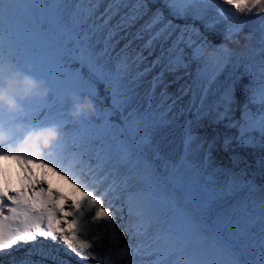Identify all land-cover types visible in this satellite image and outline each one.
<instances>
[{"label": "snow or ice", "instance_id": "obj_1", "mask_svg": "<svg viewBox=\"0 0 264 264\" xmlns=\"http://www.w3.org/2000/svg\"><path fill=\"white\" fill-rule=\"evenodd\" d=\"M104 0H36L39 9L50 10L48 15L42 11H34L31 0H2L0 2V14H3L6 27L3 29L4 47L0 49V64L9 62L22 71L32 75L35 65L32 62L22 63L21 53H30L35 56L41 51L35 44L30 47H20L17 40L18 26L23 24L29 32H36L42 36H51L54 46L51 51L44 55V59L50 61L55 69V80L59 84L73 80L79 76V81L85 85V91L92 95L90 86L95 84L99 87L104 84L112 91L113 101L110 111L113 115L127 108L131 102L133 89L130 85L122 84L124 70L117 64L114 70H105V66L99 63L101 53H95L91 49V40L96 30H84L88 22L87 17L81 14L84 11L81 5L84 3L99 5ZM152 0H109V7L99 18L103 21L100 28L108 27V39L119 31H127L148 11V4ZM163 4L176 18H187L189 15L195 19L204 20L208 15L216 13L219 18L229 21V31L239 33L242 30L241 17L256 16L260 20L261 52L260 59L255 63V72H258V82L254 79L253 65L242 64L244 73L249 77V85L245 92L246 101L242 106L239 119L234 117L233 104L234 91L229 94L225 91L219 100L209 102V97L214 96V86L219 73L213 71L210 74H196L191 77L190 83L183 86L179 91L182 96L190 95L188 111L197 120L215 113L214 122L227 121L226 128H235L238 135L235 137L225 136L223 141L224 150L227 151L232 141L242 148L259 149L260 155L256 160L257 172L249 175L247 169L250 165L244 161L245 168L239 173L230 172L224 182L217 181L207 170H203L205 176L202 184V196L195 205L202 220H210L203 228L197 225L192 218L183 210L180 212L181 219L174 221L169 227L150 234L151 223L144 225L142 210L128 209V218L134 223V228L126 229L135 231L129 245H125L116 252L120 258L119 264H123L127 258V264H134L137 257L151 255L155 259L152 264H264V183H257V178L264 181V0H156ZM218 6L213 8L212 4ZM134 4L120 15L115 25H111L113 17L121 11V6ZM223 5L226 7H222ZM214 23L205 24L207 30L214 28ZM178 33L171 40V47L165 49L164 43H168L173 33ZM198 29L191 25H174L165 14L163 8H156L149 19L134 34V39L144 40L136 59L141 62L147 58L143 56L144 50H150L153 54L158 41L161 43L160 55L152 61L151 66L145 69V74L164 62L167 63L160 73L153 77L151 92L162 83L163 72L187 71L190 58L198 62L201 55L200 37ZM132 41H129V45ZM127 47V46H126ZM184 48L190 50V55L185 56ZM230 49V48H229ZM223 52L222 49H220ZM230 49L224 53V67L232 63ZM95 56V59H93ZM81 65L80 69H74L73 65ZM88 68V73L82 71ZM189 75H191L189 73ZM33 76V75H32ZM36 78V77H35ZM43 80L48 88V95L44 98H29L20 101L22 109L18 113H5L0 108V161L14 162L15 172L9 163H0V256H12L13 251L37 242L38 237L44 241L51 240L53 244L58 242L70 250L80 264L88 260H95L96 264H117L111 255L101 257L96 252L97 247L104 239L110 243L119 244L116 230L109 234L108 230L96 232L89 238V221L86 213L91 215V223L99 224L107 222L108 229H114L117 219L116 213L122 209L105 205L106 193L90 188L89 182L97 180L95 171L89 168L85 171L80 167L81 158L95 146L99 154L105 144V138L101 135H88L91 129L119 127L120 135L115 137L121 145L119 162L131 164L133 151L143 153L145 148L151 149L157 159L159 151L153 147L152 138L156 131L167 124V113L159 115L142 114L136 109L124 116L122 125L112 123V115L107 119L99 113L102 109H96L91 117L78 114H70L71 103L69 94L79 93V87L73 90H60L54 92L49 86L48 79L44 76L36 78ZM108 83H105V82ZM258 83V87H253ZM162 96H168L166 88L162 90ZM35 101L28 104L26 101ZM99 101L97 100V104ZM257 105L255 111L250 110L249 105ZM175 105L173 100L171 107ZM39 107L40 111H36ZM105 107H108L105 105ZM223 109L222 111L220 109ZM151 104L149 103V110ZM55 110V115H53ZM45 117L50 121L46 124L41 120ZM192 121H186L183 136L184 154L175 163L171 164L173 174H179L184 169H190L192 162L188 160V154L194 140L198 139L192 133ZM55 124L60 129L57 140L49 143L45 148L42 144L25 140L26 129H38ZM72 135V144L68 137ZM127 134V135H125ZM120 136L124 139L120 140ZM203 144L200 145L203 148ZM211 145L208 147L210 159ZM234 164L241 161V157L233 154ZM107 160H105V164ZM168 166H166V171ZM49 173L59 179L57 187H53L49 180ZM125 177V190L134 193L135 185L128 186L127 181L137 180V175L132 167L128 168ZM111 175V172L106 174ZM64 181V184H60ZM115 181L109 185L112 188ZM64 190H61V189ZM133 199L129 196V200ZM226 202L227 207L222 212L212 215L213 206H221L220 202ZM122 219V217H121ZM120 227H124L123 224ZM42 243V242H41ZM29 251V255H31ZM52 259L54 264H69L59 258L54 251H49L44 257ZM0 264L3 261L0 260Z\"/></svg>", "mask_w": 264, "mask_h": 264}, {"label": "rangeland", "instance_id": "obj_2", "mask_svg": "<svg viewBox=\"0 0 264 264\" xmlns=\"http://www.w3.org/2000/svg\"><path fill=\"white\" fill-rule=\"evenodd\" d=\"M153 2L154 1H152L151 3ZM131 5V7H135L134 4ZM160 5L162 4H157L156 6L161 7ZM30 6L34 11H42L45 15H48V13L50 12V10L47 9H39L36 6V0H31ZM108 7L109 0H105L99 5L88 3L82 4L81 8L84 11L81 15L88 18V22L87 24H85L84 30L92 32L93 28H90L89 26L91 25L95 27L96 30L94 31L91 40L92 51L95 53H101L104 52L105 49H107L106 53L100 57L99 63L105 66L106 71L114 70L115 66L119 64L121 69L124 70V80L121 83L130 85L133 91L131 93V102L128 104L127 108H124L122 110V114L121 112H116L113 115V113L110 111L111 105L113 103L111 99L112 91L109 88L105 87L104 84H101L99 87L93 84L90 86V90L92 92V95L96 97V100H94L96 109H102L99 114L105 119H107L109 115H112V123L118 126L122 125L124 116H127L128 112L132 109H136L142 114H147L149 118L152 117V114L159 115L160 113L166 112L167 116L165 117V119L169 121L158 131H156L152 138L153 147L159 151L160 158L157 159L155 157V153L149 148H145L143 153H138L136 150H134L131 157V164H123L119 162V158L121 155V145L119 141L115 139V137L120 135L119 127H105L99 130L90 128V131L88 133V135L90 136H103L105 138V144L103 150L99 154L96 153L95 146H93V149L91 151L83 155V157L81 158L80 167H82L85 171H87L89 168L95 171L97 180L94 182H89L90 188L106 193V195L104 196L105 205L122 209V212L116 213L117 222L124 225V227H121L123 230V235L118 236L119 244L117 245V247L120 248L122 246L124 247L125 245H129L133 237L136 235L135 231H129L127 233L125 231L126 229L134 228L135 226L134 223L131 222L128 218L129 206L133 208L134 214L135 210L137 209L143 211V223L145 226H147L149 222L151 223L150 234L152 235H154L158 229L160 231H164L169 227L171 223H173L174 221H179L181 219V210L186 212L197 225L203 228L206 223L211 222L210 220H202L200 213L195 208V205L199 202L198 198L202 196V184L205 180L203 170L206 169L209 175H213V177L221 183L228 178V173H239L241 170L237 167L239 163L234 164L235 167H231L229 166V164H225L222 162L221 157H224L226 160L228 157L226 156V154H220L218 156V153H220L218 152L220 143L212 139L213 135L210 130V125L197 123V120L193 118L194 115L188 111L191 94L179 97L176 94L178 92H175L173 89H171L173 86L169 84L163 85V83H160L159 86L155 88L154 93L151 92L153 77H155L156 75H152L148 72L145 74V69L149 68L150 66L144 67L145 63L136 59L137 54L140 52V50H138L137 52V45H135L134 50H130L128 46L126 47V45L122 46V44L124 43L127 44L126 38L129 36V33H133V31H130L129 29L127 31H119L116 35L112 36L111 39H108L107 37L110 29L108 27L100 28V25H102L103 21L99 18L104 13V10ZM128 9L129 5L125 6V9L120 12L121 15ZM119 18L120 17L117 18L116 16L113 17L110 24L115 25ZM172 18L173 17L169 19ZM147 19H149L148 16L144 15L137 22L145 23ZM173 23L177 25L176 22ZM185 25L186 22H183L182 26ZM5 27V23L0 26V49L4 47L3 29ZM201 39V37L198 38V40ZM135 40L136 39H134L133 37L129 41H132L131 44H134ZM16 42L22 48H27L32 44H35L37 48L41 50L37 52L35 56L31 55L30 53H21V62H32L35 67L31 74L36 78H39L41 76L46 77L48 79L49 86L53 89L54 92L60 90H73L76 87H79L80 92H86L85 85L79 81V76H75L73 77V80L65 81L63 84H59L55 80V69L53 64L43 58L44 55L49 53L51 51V48L54 46V40L51 36H42L34 31L29 32L28 29L23 24H21L17 29ZM222 44L223 43H221L220 45ZM202 47H206V43L203 42L201 48ZM160 49L161 47L157 48L158 51H160ZM218 51L220 50L218 49ZM93 59H95V56H93ZM73 68L80 69L81 65L74 64ZM142 68H144V71L142 70ZM82 71L87 74L88 68L83 67ZM157 71L158 73H160L162 71V68H159V70ZM151 72L156 73L155 69H152ZM243 73L241 74L242 76ZM202 74H208V69L206 68L205 73ZM246 78H248V76ZM162 79L163 82H167L164 74ZM222 79H224L223 76L218 75V79L215 84L216 86H214L215 95L210 96V98L213 99V97L220 95V87L222 85L219 80ZM105 83L108 82L106 81ZM236 87L237 85L232 86L231 90L232 92L234 91L235 95H238L236 93ZM253 87L257 86L253 85ZM165 88L167 90L168 96H162L161 94L162 90ZM97 100L99 101L98 104ZM173 100H175V105L171 107V110L169 111L168 109L172 105ZM26 103L34 104L35 101L30 100L26 101ZM149 103L151 104L150 110ZM105 105H107L108 107H105ZM36 111H40L39 107L36 108ZM53 115H55V110H53ZM234 116H237L236 111H234ZM41 120L46 124L50 123V121L45 117H41ZM189 120L192 121V133L195 136H198V139L193 141L190 152L188 154V160L192 162V167L190 169L182 170L179 174H173L170 166L171 164L179 160L180 157L184 154L185 149L183 136L186 127V121ZM199 122L201 123L202 120H199ZM123 139L124 137L120 136V140ZM68 140L69 144L71 145L73 142L71 130ZM172 140L177 141V143L173 146L171 151L170 149H167V146ZM201 144L204 145L203 148L200 147ZM209 145H211L210 159L205 160V157L208 155ZM245 155V157L239 156L242 158L240 163H242L245 158L247 160L249 154ZM105 160H107L106 164ZM0 163L11 164L12 171L13 173L15 172L14 162L0 161ZM166 166H168L167 171ZM129 167H132L135 170V174L137 175V180L129 179L127 181L129 187L135 185L136 191L134 193H130L125 190V177L129 175ZM108 172H111V175L106 176ZM113 181H115V184L112 188H109V185L112 184ZM257 183L260 184V181L258 179ZM129 196H132L133 199L129 200ZM220 204L222 205V207L217 205L213 206V216H215V214L218 212H222L224 208L227 207L226 202L221 201ZM90 214L91 213H86V219L89 221V238L92 234L100 231L99 229H97V227H100L102 229V225H106V222H100L99 225L92 224ZM108 240L109 239L102 240L100 242L102 246L97 247L95 249L96 252L100 254L102 253V251L105 252L106 248H108L109 246H107L106 243L110 244V241L108 242ZM48 242H50V240H48ZM57 244L56 245L59 248L63 247V245L59 242ZM30 249L31 251H33L29 245L23 247V253L19 258L11 259L10 261H6L5 263L29 264V261L31 260L29 259ZM44 251H47V247L41 248V252ZM53 251L55 252L56 250ZM68 251L70 252V250ZM117 251H119V249H112L110 251V255L113 261L117 260L116 262L117 264H119L120 258L116 256ZM40 254L43 253L38 254L35 251L33 256L35 258H40L43 260V258L40 257ZM61 255L66 257V255L64 254ZM61 255L58 254L59 258L62 257ZM71 256H69L70 259H72ZM154 259V256L142 255L140 257H137V259L134 261V264H152V261ZM30 262L35 261L31 260ZM76 262L77 264H80V261L77 257ZM52 263H54L53 260ZM84 263L87 264L88 262ZM126 263L127 258H125L123 261V264ZM37 264H39V262ZM223 264H227V261L225 260Z\"/></svg>", "mask_w": 264, "mask_h": 264}, {"label": "bare ground", "instance_id": "obj_3", "mask_svg": "<svg viewBox=\"0 0 264 264\" xmlns=\"http://www.w3.org/2000/svg\"><path fill=\"white\" fill-rule=\"evenodd\" d=\"M152 1H154L153 3H155V4L150 2L147 6L148 9L150 8V11H148L145 14L148 16V18H149V15L151 16L152 12L155 11L156 8H158V6H156V5L159 4L155 0H152ZM0 2H2V0H0ZM131 6L132 5L129 4V8H131ZM160 6H161L160 8L165 9L164 10L165 16L168 17V19L173 17L174 19L172 18L169 20H171L172 22H176L178 26H182L183 22H186V25H191L194 28L199 30V32L201 33L200 37L202 38L200 41L202 43L203 42L206 43V47H202L201 52L205 48H212V47L220 46L221 43L228 44V47L232 50V52H231L232 63L236 65L235 68H233L231 65H229L225 68L224 64H223V61H224V53L223 52H220V58L215 63L207 62L203 58V56L198 59V62H196L190 58L187 61L188 63L190 62V64H189L190 66L187 69V71H185V70H181V71H177V72L164 71L163 74L165 75L167 82H162L163 85L169 84V85L173 86L171 89H173L175 92H178L176 94L179 97H181L182 95H181V92L179 91V89H181L183 86L189 84L192 76H195L198 73L199 74L205 73L206 68L208 69V74L212 73L213 71H216L217 73H219V75H222L224 79L219 80V82L222 85L220 87V90H221L220 95L213 97V99L209 97L210 98L209 102H211L212 100H219L220 96L225 91H227L229 94H231L232 93V90H231L232 86L237 85L236 93L238 95H235V100L237 101V103L233 104L232 107H233L234 111L237 112V116H234V117L236 119H239L241 116L242 106L246 101V95H251V92H248V93L245 92L246 86L249 85V77L246 78L247 75H245V73H243L244 68L241 65L251 63L253 65V71H254V75H255L254 79L257 82L259 80L258 72H255V63H256V61H258L260 59V52H261V44H260L261 30H260L259 18L256 16H249V17H243L242 16L241 17V20L243 21L242 30L237 34L235 32H230L229 31L230 22L219 18L216 13H212V14L208 15L204 20L195 19L191 15H189L187 18H176L172 15H169L168 9L163 4ZM217 6L218 5L216 3L212 4L213 8H215ZM219 6L226 7L223 5H219ZM124 9H125V6H121V11ZM120 15H121V13L117 14L116 17L118 18V17H120ZM4 23H5V19L3 17V14H0V26L3 25ZM207 23H214V25H215L214 28L211 30H207L205 28V24H207ZM143 24H144L143 22H136L129 29L130 31H133V33H129V36L126 38L127 44L124 43V44H122V46L126 45V46H128V48L130 50H132V49L134 50L135 45H137V48H136L137 52H138V50H141L142 45L145 43L144 40H135L134 44H130V45H129V40H131L134 37V34L141 28V26ZM174 25H176V24H174ZM177 34L178 33L174 32L171 39L168 41V43L163 44V47L165 49H168L169 47H171V40L175 39ZM200 37H196V39L198 40V38H200ZM161 43H162V41L157 42V44L155 46V50L153 51V54L150 57H148L150 50H144L143 51V53H144L143 56L147 58L145 61H143L145 63L144 67L151 66L152 61L155 60L156 57L160 55L161 49H160V51H158L157 48L161 47ZM201 46H202V44H201ZM147 53H148V55H147ZM184 54H185V56H189L190 50L188 48H184ZM149 59L152 61H150ZM166 63H167V57H165V60L163 63L158 65L160 67L156 66L153 69H155L156 73H158L157 70H159V68L163 69L165 67ZM142 70L144 71V68H142ZM148 73H151L152 75H157L155 72L152 73L151 71H148ZM189 73L191 75H189ZM242 73H243V76L241 75ZM256 86L258 87V83L256 84ZM257 107L258 106H254L251 104L249 105V108L252 111H255ZM220 110L222 111L223 109L221 108ZM214 116H215V113H212L211 115L206 116L204 119H202L201 123L195 117H193V118L195 120H197V123H199V124H203V125L209 124L210 125V130H211V133L213 135L212 139L215 141H218L220 143V145H219L220 148L218 147L219 151L217 150L218 152H220V153H218V156L220 154H226V156L228 157L227 160L224 157H221L222 162L225 164H229V166L232 167V166H234V163H233L232 159H230V157L233 154H237L238 156H243V157L246 156L245 154H247V155L249 154L247 157V160L245 158V160H243L242 163H239L237 165V167H238V169L242 170L245 167L244 161H247V164L250 165V167L247 169L249 175H251V173L257 172L258 169H257V165H256V160L259 157V155L261 154L259 149L242 148L236 143L235 140H233L231 145L229 146L228 150L225 151L224 147H223V141H224L225 136L235 137L238 135V130L235 128H226L225 124L227 123V121H223V122H219V123L214 122ZM200 127H203V126H200ZM176 143H177V141L172 140L168 144L167 149H170L172 151V148ZM227 161H229V162H227ZM48 178L51 181L53 187L59 186L56 183V181L59 179L58 177H54L51 173H49ZM257 179L260 181V183H264V181H261L259 178H257ZM64 183H65L64 181H60V184H64ZM61 190H64V189L62 188ZM92 214L93 213H91L90 215H92ZM121 224L122 223L119 224V222H117V219H116L114 229H108L107 228V222H106V225H102V227H103L102 229L103 230L106 229L110 233L112 230H116L118 233V236H122L123 230L120 227ZM95 225H99V224H95ZM97 229H99L100 231H103L100 227H97ZM108 242H109V240H108ZM106 244H107V246L108 245L109 246H108V248H106L105 252L102 251V253L100 254L101 257L109 255L110 251L112 249L123 248V246L118 248L117 245L114 246L113 244L111 245V243L110 244L106 243ZM57 245L53 244L51 248L53 250L57 251V248H58ZM47 246H50L49 242L47 243ZM63 247H65V246H63ZM36 248L37 247H34V249H36ZM51 248L48 250L47 253H49L50 250L53 251ZM60 249H62V248H60ZM29 251H31V249ZM35 251L38 254L41 253L39 250H35ZM35 251H31L32 254L29 256L30 257L29 259L34 260L35 257L33 256V254L35 253ZM22 253H23V247L20 248L19 251H13L11 257L7 256V255L0 256V260L3 261V264H6L5 263L6 261H10L11 259H17L20 257V255ZM43 254H46V253H43ZM40 257L43 258V260H41V262L43 264L44 255H41ZM27 261H28V259H27ZM30 261H29V264H33V263H30ZM86 262H88L87 264H93V263H95V260H88ZM44 264H46V263L44 262ZM51 264H54V263H51Z\"/></svg>", "mask_w": 264, "mask_h": 264}, {"label": "clouds", "instance_id": "obj_4", "mask_svg": "<svg viewBox=\"0 0 264 264\" xmlns=\"http://www.w3.org/2000/svg\"><path fill=\"white\" fill-rule=\"evenodd\" d=\"M227 38V37H226ZM229 53L228 44L205 48L201 55L207 62L215 63L220 58V51ZM48 95L45 81L38 80L28 72L22 71L14 64L4 62L0 64V108L7 113H18L22 109L20 101L29 98H44ZM71 103L70 114H78L91 117L96 112V104L93 98L84 91L69 94ZM25 140L42 144L45 148L49 143L58 139L60 129L51 124L38 129H26Z\"/></svg>", "mask_w": 264, "mask_h": 264}]
</instances>
